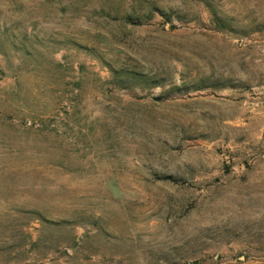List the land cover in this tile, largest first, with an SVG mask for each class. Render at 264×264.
I'll use <instances>...</instances> for the list:
<instances>
[{"label":"rangeland","instance_id":"obj_1","mask_svg":"<svg viewBox=\"0 0 264 264\" xmlns=\"http://www.w3.org/2000/svg\"><path fill=\"white\" fill-rule=\"evenodd\" d=\"M0 264H264V0H0Z\"/></svg>","mask_w":264,"mask_h":264}]
</instances>
